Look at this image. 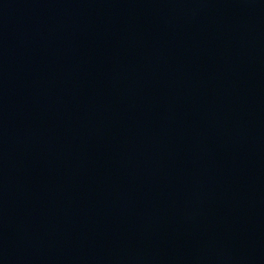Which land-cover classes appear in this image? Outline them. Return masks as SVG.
<instances>
[{"label":"water","instance_id":"water-1","mask_svg":"<svg viewBox=\"0 0 264 264\" xmlns=\"http://www.w3.org/2000/svg\"><path fill=\"white\" fill-rule=\"evenodd\" d=\"M0 264H264V0H0Z\"/></svg>","mask_w":264,"mask_h":264}]
</instances>
